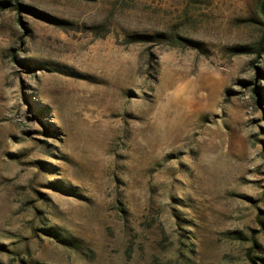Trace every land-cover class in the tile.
Wrapping results in <instances>:
<instances>
[{
	"label": "rangeland",
	"instance_id": "1",
	"mask_svg": "<svg viewBox=\"0 0 264 264\" xmlns=\"http://www.w3.org/2000/svg\"><path fill=\"white\" fill-rule=\"evenodd\" d=\"M2 1L0 264H264V0Z\"/></svg>",
	"mask_w": 264,
	"mask_h": 264
},
{
	"label": "trees",
	"instance_id": "2",
	"mask_svg": "<svg viewBox=\"0 0 264 264\" xmlns=\"http://www.w3.org/2000/svg\"><path fill=\"white\" fill-rule=\"evenodd\" d=\"M5 3H7V2H5V1L0 2V4H5ZM141 37L144 38V36H141ZM260 259H261V258H260ZM261 260H263V259H261Z\"/></svg>",
	"mask_w": 264,
	"mask_h": 264
}]
</instances>
